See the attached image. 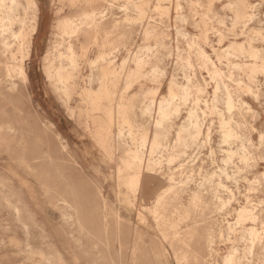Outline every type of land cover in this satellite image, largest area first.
<instances>
[{
  "label": "rangeland",
  "instance_id": "1",
  "mask_svg": "<svg viewBox=\"0 0 264 264\" xmlns=\"http://www.w3.org/2000/svg\"><path fill=\"white\" fill-rule=\"evenodd\" d=\"M128 1L35 0L38 30L24 61L29 94L11 95L10 105L0 97V264H179L178 253H186L189 264H194L192 255L202 264H222L225 255L244 253L249 242L239 236L236 209L247 206L264 215V147L259 145L264 134V0H250L262 21L249 24L248 0H179L184 20L176 18L175 0ZM104 4L98 45L81 37L87 50L79 57V83L92 89L91 98L73 92L66 106L46 76L44 55L54 37L59 39V19ZM73 42L77 50L79 41ZM102 51L118 70L124 63L125 71L120 70L114 93L102 96L94 110L89 101L98 97L99 81L91 62ZM137 56L147 59L139 73ZM215 66L219 78L238 90L231 112L221 100L212 101L209 74ZM252 66L257 69L251 71ZM232 69L235 74L227 77ZM13 80L19 84L21 79ZM181 85H189L193 94L184 104L175 96L178 111L149 155L156 105L169 95V87L178 95ZM109 101L115 102L112 124L105 112ZM151 101L152 114L141 116L140 107ZM192 107L199 124L194 137L179 132ZM223 119L237 136L222 137ZM8 126L18 129L14 133ZM144 134L142 173L152 178L146 198L130 192L119 174V168L128 174L125 150L140 146ZM246 139L253 145L244 163L238 150ZM230 152L233 157L224 162ZM149 157L153 162L146 171ZM171 186L177 200L169 199L154 216L156 197ZM195 190L203 202L191 206L189 195ZM62 195L72 208L62 207L67 204ZM255 227L264 237V227Z\"/></svg>",
  "mask_w": 264,
  "mask_h": 264
},
{
  "label": "bare ground",
  "instance_id": "2",
  "mask_svg": "<svg viewBox=\"0 0 264 264\" xmlns=\"http://www.w3.org/2000/svg\"><path fill=\"white\" fill-rule=\"evenodd\" d=\"M175 1H176L175 10L177 11L176 18L178 20H184L185 16H183L182 13L179 12L181 8V4L179 3V0H175ZM246 6H247L246 8L247 10L245 12L248 20L247 23L248 24L258 23V22L260 23L262 19L259 17L257 13V4L256 3L252 4L250 0H248ZM107 7L108 5L104 4L100 8L96 7V8H92L90 11L81 12L76 18L64 17L57 21L56 24L57 32L55 33V35H58L59 39H56L55 36L54 37L55 39L50 43V46L48 47L43 58V64H44L43 66L48 80L53 83L55 90L58 92L59 97L63 99L66 106L73 92H78L81 90L80 92L82 93V95H84V98L85 97L91 98L90 93L92 89L87 87L86 85L85 87H82L79 83L80 80L82 81L81 68L79 66V57L84 55V53L87 50V48H85L84 43L81 41V37L88 36V38L92 39L95 45H98L99 23L101 20L104 21L103 19L106 15L105 10L107 9ZM37 30H38L37 5L35 0H0V97L4 98V100L7 102L8 105H10L11 102V95H14L15 93L18 95L19 94L22 95L25 92L28 93L26 86V75L24 71V61L25 59L28 58V55L32 50L33 47L32 37L35 33H37ZM254 35L256 34L254 33ZM73 39L79 41V46L77 50L75 48ZM188 42L197 45V42L193 39H189ZM232 43L239 49H242L241 48L242 46L236 44L237 42L236 43L232 42ZM248 44H249L248 46L251 47L249 42ZM61 45L62 47H64V50L60 49ZM251 51L253 56L258 55V53L255 50L252 49ZM198 52L200 56L205 57V52L202 49H200ZM146 60L147 59L140 56H137L135 58V64H136L135 68L138 73L140 69L143 67V65L147 62ZM104 63L105 65L103 67H100L99 69L98 68L99 64H104ZM263 66L261 67L263 68ZM216 67L217 66L210 69V74H209L210 80L214 83L212 101H214L215 103L217 100H221L225 110L227 112H231L233 108L236 106L235 100L237 99L236 97L238 96V90L236 87L233 88L232 86H230L229 83H227V80H223L219 78L220 70ZM91 68H93L92 70L93 73L95 72V76L97 77L96 80L99 81L98 91H97L98 97L96 99H91L89 101L92 104L93 109L95 110V109H99L102 96L109 97L114 93L120 70L125 71V66L123 63L122 68L118 70L114 60H111V58L110 59L107 58L106 51L105 52L102 51L99 53L97 58L91 62ZM256 69H257L256 66H252L251 71H255ZM154 72L155 70H152V73ZM233 74H235L234 69L230 70L229 74H226V76L227 77L228 75L232 76ZM99 75L101 77H99ZM13 76L20 77L21 80L19 84H17L13 80ZM231 80L234 81L237 84V86L241 84L240 78H233ZM243 89L245 90V88ZM247 92L248 91H246V93ZM192 94L193 91H191L189 85L179 86L178 95L175 94L172 88L169 87V95L158 101L155 108L156 118L153 123L154 133L152 135V139L150 142L149 155L150 154L152 155L153 151H155V148L159 144L158 138L160 137L161 134H163V132L164 133L166 132V128H167L166 126L171 125V115L178 111L177 107L179 103L176 102V100L174 99L175 96H178V100L182 102V104H184L187 102V100L190 98ZM109 102H110L109 107L107 110H105V112L108 115L109 122L111 123L113 120V111H114L113 105H115V102L112 101ZM11 107L15 108V103H13ZM152 109H153V101L141 106L139 112L141 116H145L147 114L151 115ZM121 112L122 111L118 108L117 113L121 114ZM16 121H18L17 118ZM223 121L224 122L222 124V128H223L222 137L224 139H227L232 136H237L238 133L237 131L234 130L235 127L230 126L226 119H223ZM8 129H11L12 132L15 133L16 129L18 128L13 126H8ZM182 131L188 133V135L192 137L198 135L199 133L197 113L193 107L189 109L186 122L181 127L179 132ZM14 135L16 134H13L12 136ZM118 136L120 138L123 136V132L121 129L118 130ZM179 137L180 134H178V138ZM248 140L249 139H246V141ZM101 141H103L102 136H101ZM145 145H146V135L142 137L140 146H138L135 149L128 148L125 150L126 154L123 162H124V169L129 171L128 174L122 175L121 174L122 169L119 168V174L122 183L127 187V189L130 192L136 193L137 191H140L141 193L140 196L143 198H146L151 193V184H152V178L150 177V172H146L144 175L142 173L145 164L144 149H143ZM252 145L253 144L250 143L249 141L248 144H246L245 141L243 140L240 141L239 143L238 153L240 155L241 161H243L244 163L249 162L248 161L250 159L249 146ZM259 145L264 147V134L262 133L259 134ZM64 148L65 146L63 144H60L61 152L62 150H64ZM232 157H233V153L230 152L229 155H227V157L224 158V162H226L228 159ZM260 158L264 160V152L262 153ZM152 162H153L152 158L149 157L147 159L146 171L151 169ZM225 169L226 168L223 167L222 171L225 172L226 174ZM175 191H176L175 187L171 186L166 190L162 191V193H160L156 197L155 205L152 210L154 216L161 214V209H165V206H167L169 203V199L171 201L177 200L178 193ZM170 192H174L173 196H169ZM60 199L67 202L66 205L62 206L64 209L72 208L70 202L63 195ZM189 202L191 206H195L196 204L202 203L203 198L200 194V191L195 190L191 192V194L189 195ZM261 214L252 211V209H250L247 206H241L238 209H236L237 223H240L241 225L239 236L240 238H247L249 242L247 243V247L244 253L242 254H235L236 252L229 253L223 257L222 264H264V241H263L264 237L260 236L258 229L255 227V225L258 223L261 224L262 228L264 227V215L261 217ZM254 250H256L257 253H253ZM176 257L179 264H189L190 262L186 253H178ZM191 259L193 260L194 264H202L200 257H198L197 255H192ZM46 264H49V262L47 261Z\"/></svg>",
  "mask_w": 264,
  "mask_h": 264
}]
</instances>
